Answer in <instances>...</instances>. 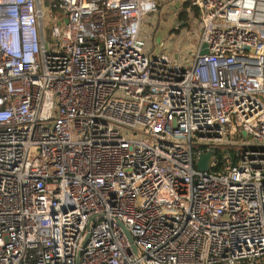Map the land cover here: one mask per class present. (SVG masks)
I'll return each mask as SVG.
<instances>
[{
	"label": "built area",
	"instance_id": "obj_1",
	"mask_svg": "<svg viewBox=\"0 0 264 264\" xmlns=\"http://www.w3.org/2000/svg\"><path fill=\"white\" fill-rule=\"evenodd\" d=\"M43 1L0 0V264H264V0H186L188 65L158 0Z\"/></svg>",
	"mask_w": 264,
	"mask_h": 264
},
{
	"label": "rangeland",
	"instance_id": "obj_2",
	"mask_svg": "<svg viewBox=\"0 0 264 264\" xmlns=\"http://www.w3.org/2000/svg\"><path fill=\"white\" fill-rule=\"evenodd\" d=\"M159 1V0H158ZM51 0L43 1V10L49 17L52 14L50 9ZM181 8H179L178 15L173 17L174 12L171 7H166L164 5L158 8V13L145 17L143 19L141 28V37L146 40L147 47L156 51V54L160 52L162 44H166L170 53L174 56L179 55L175 58L178 63L188 65L192 56L197 51V43L200 37L199 20L201 19L200 13L195 9H190L189 6H184L185 2H179ZM186 13V19L178 22L179 15ZM174 20L177 21L178 32L170 31L174 30L176 26ZM176 30V29H175ZM184 32V35L182 34ZM47 39L52 40L51 32L46 29ZM170 33V34H169ZM169 35V36H168ZM192 52V53H191Z\"/></svg>",
	"mask_w": 264,
	"mask_h": 264
},
{
	"label": "water",
	"instance_id": "obj_3",
	"mask_svg": "<svg viewBox=\"0 0 264 264\" xmlns=\"http://www.w3.org/2000/svg\"><path fill=\"white\" fill-rule=\"evenodd\" d=\"M173 29L175 30V27ZM208 53H209V50L206 47V45H204L202 47L201 54L202 55H206ZM244 135L246 136V134H244ZM217 153H218V148L217 147H212L207 152H202L198 156L196 167L202 172L203 171H210L213 168L212 164H213V162L215 160V155ZM129 237H130V240L132 241V237L130 235H129ZM85 243H86V241L84 242L83 246L85 245ZM79 257H78V262H79Z\"/></svg>",
	"mask_w": 264,
	"mask_h": 264
},
{
	"label": "trees",
	"instance_id": "obj_4",
	"mask_svg": "<svg viewBox=\"0 0 264 264\" xmlns=\"http://www.w3.org/2000/svg\"><path fill=\"white\" fill-rule=\"evenodd\" d=\"M184 6H190V3L188 1H185V5ZM190 8V7H189ZM198 13H200L199 10L195 9ZM201 15V13H200ZM183 19H186V13L184 12V14H180L179 15V20L183 21ZM179 22V21H178ZM178 32V29L175 30L174 32ZM226 153H229L231 156V160L229 161L230 164H237L238 162V156L237 153H239L237 148L234 147H222L221 149H219V152L217 153V163H218V167H217V171L221 170L224 166V164L222 163V161L224 160V155Z\"/></svg>",
	"mask_w": 264,
	"mask_h": 264
},
{
	"label": "crops",
	"instance_id": "obj_5",
	"mask_svg": "<svg viewBox=\"0 0 264 264\" xmlns=\"http://www.w3.org/2000/svg\"><path fill=\"white\" fill-rule=\"evenodd\" d=\"M186 0H159L158 1V5H164V6H166V7H171V9L170 10H172L173 12H174V14H173V17L176 15H178V12H179V8H181V4L179 3V2H185ZM160 6H158V8L160 7ZM174 23H175V29H177V26H178V24H177V21L176 20H174ZM175 30H172V31H170V33L171 34H174L173 32H174ZM169 33V34H170ZM184 33H186V32H184L183 31V35H184ZM169 36V35H168Z\"/></svg>",
	"mask_w": 264,
	"mask_h": 264
},
{
	"label": "flooded vegetation",
	"instance_id": "obj_6",
	"mask_svg": "<svg viewBox=\"0 0 264 264\" xmlns=\"http://www.w3.org/2000/svg\"><path fill=\"white\" fill-rule=\"evenodd\" d=\"M179 17V16H178ZM178 21H179V19H178Z\"/></svg>",
	"mask_w": 264,
	"mask_h": 264
}]
</instances>
